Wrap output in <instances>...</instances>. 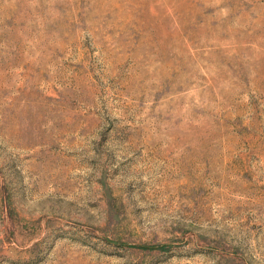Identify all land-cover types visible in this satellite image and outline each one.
Instances as JSON below:
<instances>
[{
  "label": "rangeland",
  "instance_id": "rangeland-1",
  "mask_svg": "<svg viewBox=\"0 0 264 264\" xmlns=\"http://www.w3.org/2000/svg\"><path fill=\"white\" fill-rule=\"evenodd\" d=\"M0 264H264V0H0Z\"/></svg>",
  "mask_w": 264,
  "mask_h": 264
}]
</instances>
